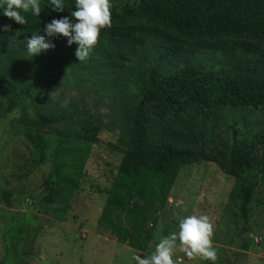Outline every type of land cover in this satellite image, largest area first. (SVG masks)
I'll return each instance as SVG.
<instances>
[{"label": "rangeland", "instance_id": "obj_1", "mask_svg": "<svg viewBox=\"0 0 264 264\" xmlns=\"http://www.w3.org/2000/svg\"><path fill=\"white\" fill-rule=\"evenodd\" d=\"M138 1L124 0L129 4ZM157 25L136 18L120 27L147 35L160 47L181 43L194 52L181 55L183 62L208 69L227 68L232 57L264 66L263 56L246 55L233 41L183 39ZM51 43L54 48L33 57L17 46L0 50V264H16L17 260V264H135L134 255H149L160 238L178 230L181 218L193 214L209 217L216 264H264V169L245 171L244 178L255 185L246 216L233 205L236 178L228 172L233 124L243 125L255 141L254 134L264 131V108L224 107L204 113L217 123L215 135L225 155L218 161L180 169L158 222L151 226L147 249L141 252L117 241L116 226L106 229L98 220L131 142L129 118L143 92V82L149 70H156L160 77L171 67L167 62L156 66L149 48L119 41L95 45L85 62H78L76 45L68 46L65 38H52ZM111 50L127 52L131 60L110 59ZM8 101L63 116V121L42 128L51 140L44 158L16 132L13 120L20 115V107L5 112L3 103ZM148 112L147 132L152 142L177 143L166 134L169 128L203 129L192 106L183 117L169 114L160 119L151 109ZM83 123H99L101 130L75 192L52 204L40 201L44 177L55 160L56 130L83 135ZM6 191L11 193L9 203L2 199ZM176 254L183 257V264H210L198 257H184L178 250Z\"/></svg>", "mask_w": 264, "mask_h": 264}, {"label": "trees", "instance_id": "obj_2", "mask_svg": "<svg viewBox=\"0 0 264 264\" xmlns=\"http://www.w3.org/2000/svg\"><path fill=\"white\" fill-rule=\"evenodd\" d=\"M110 3L111 27L101 31L96 46L119 41L135 48H149L156 66L167 62L171 67L168 73L159 74L160 77L156 70H149L143 82V92L129 118L131 142L117 167L98 220L106 229L116 226L118 242L144 252L152 238L151 226L158 222L180 169L187 164L218 161L225 155L216 139L217 123L204 113L208 109L224 107L264 108V66L257 61L242 62L234 57L229 59L227 68L219 70L183 62L181 55L194 53L192 49L181 43L160 47L147 35L120 25L124 26L131 19L145 18L183 39L229 40L238 44L246 55L264 57V47L260 46L264 44V0H139L130 4L124 0H110ZM49 7L47 0H41L39 16L23 13L26 18L23 26L0 16V24L11 25L8 32H0V50L8 49V46L25 49L26 38L39 33L53 17L69 15L68 11L74 10V0H65L66 8L61 13L53 12ZM108 58L131 60L127 52L115 50L108 53ZM3 106L5 112L20 107V115L13 120L16 132L44 158L51 140L42 128L63 121V116L30 109L13 101L3 103ZM191 106L201 118L203 129L164 128L177 143L149 140L150 109L162 119L169 114L183 117ZM81 128L84 134L75 136L56 130L55 160L44 177L40 201L52 204L75 192L101 125L83 123ZM232 128L228 172L236 178L233 205L240 215L246 216L255 185L246 180L244 174L248 168L264 169V131L255 133L253 141L243 125L234 123ZM10 196L11 193L6 191L2 195L3 201L9 203ZM30 250L28 248L26 253Z\"/></svg>", "mask_w": 264, "mask_h": 264}, {"label": "clouds", "instance_id": "obj_3", "mask_svg": "<svg viewBox=\"0 0 264 264\" xmlns=\"http://www.w3.org/2000/svg\"><path fill=\"white\" fill-rule=\"evenodd\" d=\"M49 9L56 13L65 10V0H47ZM69 15L53 17L39 33L26 38L24 47L30 57L46 52L55 45L51 38L66 39L68 46L76 45L78 62H85L97 43L102 30L111 27L110 0H74V10ZM23 13L39 16L41 0H0V16L25 25ZM10 24H0V32H8ZM43 32V35H41ZM213 226L207 215H186L179 220L178 230L159 239L151 253L145 257L134 255L135 264H183V257L200 258L216 264L217 252L213 247Z\"/></svg>", "mask_w": 264, "mask_h": 264}]
</instances>
